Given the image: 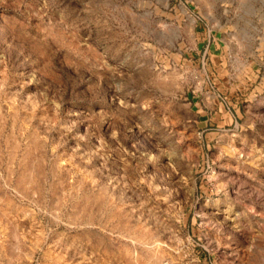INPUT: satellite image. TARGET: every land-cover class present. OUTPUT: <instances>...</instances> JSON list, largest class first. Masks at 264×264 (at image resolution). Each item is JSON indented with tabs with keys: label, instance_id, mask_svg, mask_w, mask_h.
<instances>
[{
	"label": "rangeland",
	"instance_id": "rangeland-1",
	"mask_svg": "<svg viewBox=\"0 0 264 264\" xmlns=\"http://www.w3.org/2000/svg\"><path fill=\"white\" fill-rule=\"evenodd\" d=\"M160 259L264 264V0H0V264Z\"/></svg>",
	"mask_w": 264,
	"mask_h": 264
},
{
	"label": "bare ground",
	"instance_id": "bare-ground-1",
	"mask_svg": "<svg viewBox=\"0 0 264 264\" xmlns=\"http://www.w3.org/2000/svg\"><path fill=\"white\" fill-rule=\"evenodd\" d=\"M9 202H10V201H9ZM109 217H110V216H109ZM134 239H135V238H134ZM137 240H138V241L141 240V242H142V240H144V239H143L142 237H138ZM145 242H146V241H145ZM158 243H159V241H158ZM142 244H143V243H142ZM145 244H146V243H145ZM159 245H160V244H159ZM159 245L156 244V248H157ZM146 246H147V245H146ZM153 246H154V245H153ZM147 247H148V246H147ZM150 247H151V246H150ZM145 248H146V247H145ZM148 248H149V247H148ZM153 248H154V247H153ZM153 248H152V249H153ZM156 248H155V249H156ZM149 250H150V249H149ZM153 250H154V249H153ZM158 250H159V248H158ZM154 251H157V250H154ZM139 252H140V251H139ZM159 252H160V250H159ZM140 253H141V252H140ZM140 253H139V255H140ZM149 253H150V252H149ZM137 254H138V253H137ZM137 254H136V255H137ZM152 254H153V253H152ZM154 254H155V253H154ZM154 254H153V257L155 256ZM156 254H157V252H156ZM157 255H159V254H157ZM147 256L150 257L149 255H147ZM148 257H147V258H148ZM157 258L159 259L158 256H157ZM148 259H150V258H148ZM152 260H154V262H156V261H155L156 259H153V258H152ZM148 261H149V260H148ZM150 261H151V260H150ZM161 262H162V260L160 259V260L158 261L157 264H161ZM144 263H145V262H144ZM151 263H153V262H151ZM139 264H141V263H139ZM149 264H150V263H149Z\"/></svg>",
	"mask_w": 264,
	"mask_h": 264
}]
</instances>
